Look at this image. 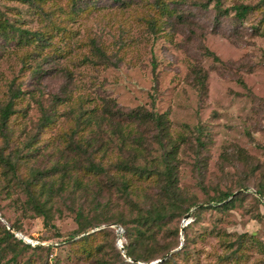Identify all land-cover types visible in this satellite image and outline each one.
<instances>
[{"label": "rangeland", "instance_id": "1", "mask_svg": "<svg viewBox=\"0 0 264 264\" xmlns=\"http://www.w3.org/2000/svg\"><path fill=\"white\" fill-rule=\"evenodd\" d=\"M168 1L171 12L155 10V0H0V111L21 92L7 123L0 119V264H118V251L134 262L127 226L117 219L70 236L79 209L91 221L152 207L157 180L134 179L126 191L115 165L134 153L121 134L131 122L124 114L138 107L170 120L186 206L207 205L223 190L241 192L227 211L205 209L187 242L174 231L195 219L196 206L187 222V213L176 215L156 229L162 243H179L174 251L186 245L172 264H264L263 7L243 21L234 7L261 0H222L226 14L216 0ZM109 112L124 130H113ZM135 133L146 153L139 162L155 165L163 153L157 130L141 125ZM90 159L107 172H87ZM48 195L53 219L45 226L32 198ZM4 226L14 227V238L2 239ZM99 229H110L113 240L104 255L90 257L79 240ZM241 235L242 261L224 259L226 242L237 246ZM20 239L38 243L25 248Z\"/></svg>", "mask_w": 264, "mask_h": 264}, {"label": "trees", "instance_id": "2", "mask_svg": "<svg viewBox=\"0 0 264 264\" xmlns=\"http://www.w3.org/2000/svg\"><path fill=\"white\" fill-rule=\"evenodd\" d=\"M156 3L152 5L155 10L171 12V8L169 6L168 0H155ZM153 4V3H152ZM215 6L221 14H226L229 12V8L222 7V0H216ZM263 7V18L261 22H264V0H261V3L257 6L250 4H237L235 5L236 17L243 21L244 18L257 7ZM162 13V12H161ZM5 31L4 23L0 24V33L3 34ZM215 59H219L217 56ZM205 86H203L204 88ZM205 91V90H204ZM20 91L17 90L11 95V99L9 102L2 108L0 111V119L1 124L5 125L13 111L12 105L13 100L20 95ZM205 93V92H204ZM121 115L123 112H119ZM109 124L111 123L113 126V130H124L122 126L115 125L112 121L113 114L109 112ZM130 119V123L127 124L128 128H126V133L121 134V139L123 143V147L131 146L134 153L129 156L128 159L119 160L115 165L120 170L121 182L120 184L124 186V189L127 191L129 187L134 185V179L137 180H147L154 177L157 180L159 185L161 186L160 190L155 195V201L152 203V207L147 209V211L143 212L141 208H139L138 212L132 217H127L124 213L112 214V218H107L106 216L99 218H92L91 221H88L85 217V214L81 209L76 212L75 220L78 223V229L71 233L70 239L75 236L88 232L94 227L99 226L102 223L111 222L114 219L119 220L123 225L127 226V236L129 237L131 243L127 248V255L131 257L134 262H128L123 260L121 253L118 251L116 255L123 262L118 264H139L138 261L142 259H146L148 261L153 260L154 258H161L159 264H172L175 263V259L180 254L181 249H186L183 245L178 250H173L175 247H178L179 243L176 245H169L166 243H162L159 239L154 238V232L156 229H162L166 222L174 219L176 215H184L189 212L193 206H196V211L193 213V217L195 218L193 221L184 225L174 232L176 235H179V232L182 231L185 234V241L187 242V229L190 227L192 222L198 220L205 209L215 208L218 210L227 211L233 207H235L237 200L240 198L241 192L235 193L233 190H223L217 196L210 198L209 204L203 205L196 201H191L190 204L186 206L189 201L188 195H184L182 193L180 187L177 184V163L175 160L177 159L176 154L178 152L179 141L174 139L170 132L169 126V118L166 113H159L156 111H149L145 108L138 107L136 109L131 110L130 112H126L124 114ZM105 117V116H104ZM91 117H89L90 119ZM132 123V124H131ZM131 124V125H130ZM141 125H152L157 130V135L155 137L156 142H158L163 147V153L157 157V161L155 165L149 167V165H144L139 162L141 158H145V147H143V137L140 133H135L138 131V126ZM120 127V128H119ZM116 128V129H115ZM119 128V129H118ZM135 134V137L132 139L131 134ZM138 143L137 146L134 143ZM91 142L88 141V145ZM133 143L132 145H129ZM170 146V149L167 147ZM4 160V158H2ZM6 161V160H5ZM6 163H10L6 161ZM87 172H92L97 175L106 173L107 169L103 164L96 163L93 160H89V165L85 166ZM127 174L132 175V179L127 178ZM78 182L77 180H75ZM53 185L50 184L49 188ZM242 187V186H240ZM135 191V190H131ZM43 191L41 190V193ZM258 193V192H257ZM260 193V192H259ZM50 195V193H49ZM49 195L45 198V200H40L39 198H32L34 202V208L38 215H42L44 217L45 226L52 224L53 214L52 209L48 206V202L50 200ZM262 195V194H259ZM4 228V238L3 240L14 238L16 231L13 228ZM173 232V231H172ZM150 233V234H148ZM113 232L110 229H99L95 231H91L80 238L79 241L85 242L84 251L88 256L99 255L100 253L104 255L108 251L109 240H113L112 238ZM153 238L152 241H148V239ZM115 241V238H114ZM19 242H22L20 239ZM25 248H30L31 244L22 242ZM235 243L226 242L225 247L231 249V253L227 254L224 259H231L234 263H240L244 256V247L245 240L244 236L241 235L237 238V246H234ZM37 246V245H36ZM143 247H147L145 251L147 255L141 256L139 250ZM184 248V249H183ZM115 252V248H114ZM246 256V255H245ZM229 259V260H230ZM105 264H116V262H107Z\"/></svg>", "mask_w": 264, "mask_h": 264}, {"label": "built area", "instance_id": "3", "mask_svg": "<svg viewBox=\"0 0 264 264\" xmlns=\"http://www.w3.org/2000/svg\"><path fill=\"white\" fill-rule=\"evenodd\" d=\"M121 230H122V229H121ZM16 234H17V232H16ZM27 242H29V243H31V244H33V245H36V243H38V242H34L33 240H27ZM119 245L122 246V245H121V242H119Z\"/></svg>", "mask_w": 264, "mask_h": 264}, {"label": "water", "instance_id": "4", "mask_svg": "<svg viewBox=\"0 0 264 264\" xmlns=\"http://www.w3.org/2000/svg\"><path fill=\"white\" fill-rule=\"evenodd\" d=\"M190 216H191V214L190 213H187L186 215H185V222H187L188 221V219L190 218ZM184 226V225H183Z\"/></svg>", "mask_w": 264, "mask_h": 264}]
</instances>
